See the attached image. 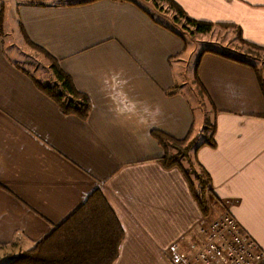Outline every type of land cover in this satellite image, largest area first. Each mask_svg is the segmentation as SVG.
<instances>
[{
    "label": "crops",
    "instance_id": "0c3cea01",
    "mask_svg": "<svg viewBox=\"0 0 264 264\" xmlns=\"http://www.w3.org/2000/svg\"><path fill=\"white\" fill-rule=\"evenodd\" d=\"M37 1L0 0V262L99 188L124 229L113 264H168L164 254L185 246L201 214L181 171L158 161L163 151L151 136L184 138L194 127L182 88L168 94L188 77L184 43L152 15L160 9L150 1L151 9L130 0ZM173 1L194 19L233 23L244 40L264 46V0ZM7 6L17 57L5 50ZM23 34L87 96L86 119L60 111L35 86L23 50L44 57ZM197 60L216 123L215 148L201 147L198 161L214 195L264 253V97L256 73L212 52Z\"/></svg>",
    "mask_w": 264,
    "mask_h": 264
},
{
    "label": "trees",
    "instance_id": "16d2710c",
    "mask_svg": "<svg viewBox=\"0 0 264 264\" xmlns=\"http://www.w3.org/2000/svg\"><path fill=\"white\" fill-rule=\"evenodd\" d=\"M20 1L30 4L38 2L37 0ZM130 1L138 3L137 0ZM144 1H151L160 10L163 8L160 3L166 4V9L173 13L174 22L184 21L183 28L191 29L194 33H210L215 26L232 27L236 31V39L241 45H246L251 50L264 53V46L244 40L240 28L233 23L194 19L188 16L173 0ZM3 13L4 6L2 2L0 26ZM164 26L181 38L185 48L186 38L184 35L170 26ZM24 37L32 48L42 54L49 65V81L45 82L42 78H33L35 86L52 99L60 111L74 114L82 120L86 119L91 108L87 96L76 89L70 76L62 70L57 60L31 44L25 35ZM203 52H212L226 59L252 67L264 97V81L261 78L259 69L255 64H251L245 56L213 49H204L201 53ZM198 61L194 66L193 80L198 90L208 96L197 74ZM178 89L179 86H173L168 94L176 93ZM209 102L213 107L210 98ZM215 129L216 123L215 118H213L210 123L206 122L204 127L195 129L192 126L188 135L184 138H175L160 130L151 131V136L163 151L158 161L165 169L176 167L181 171L190 193L203 215L208 213L210 207H219L223 208L224 211L226 210L223 202L214 195L212 179L197 158V152L201 147L215 148ZM123 237L124 229L115 211L106 200L101 189L96 188L76 210L59 225H56L52 231L34 241L28 249H23L17 253L12 251L4 253L0 264H113L118 257L119 246Z\"/></svg>",
    "mask_w": 264,
    "mask_h": 264
},
{
    "label": "rangeland",
    "instance_id": "374dc122",
    "mask_svg": "<svg viewBox=\"0 0 264 264\" xmlns=\"http://www.w3.org/2000/svg\"><path fill=\"white\" fill-rule=\"evenodd\" d=\"M7 3H15L16 0H4ZM139 3L148 5L151 9V5L147 4L144 0H137ZM151 2V1H150ZM152 4V3H151ZM153 5V4H152ZM163 7L161 10L154 11L152 10V15L162 23L169 25L174 30L180 32L186 38V51L184 53V65L183 70L188 77H186L184 82H181L182 85L179 87L182 88V93L187 97L192 111L195 116V124L194 127L197 129L200 127H204L207 123H210L211 118V107L209 102V97L204 95L200 90H198L196 84L193 80V69L198 59V54L204 49H213L219 51H225L233 55H242L245 56L251 64H255L259 67V73L264 75V53L260 51L251 50L246 45H241L236 39V31L232 27H224V26H215L210 33L201 34V33H194L190 30L183 28L184 21L180 20L178 22H174L173 20V13L168 11L167 5L164 3H160ZM153 9V8H152ZM16 18L14 13L11 11L10 7H6L5 12V35H4V43H5V50L8 55L12 57H17L16 53H12V48L9 46L10 41H13V37L11 35V27L16 26ZM186 30V31H184ZM16 39H18L16 37ZM17 47L14 46V51L16 52ZM27 54L31 56V62L34 65V68L31 67L30 70L36 77H41L43 81L48 82L50 79V74L45 69V64H47L46 60L40 57L39 55H35L33 53H28V50H23ZM39 61L34 62L33 58H36ZM222 57V56H221ZM18 61V60H16ZM262 80L264 78L261 76ZM229 212L227 206L226 210L224 211L223 208L219 207H210L208 213L206 215H210L212 217H216L220 213ZM201 213V212H200ZM230 213V212H229ZM205 215V214H204ZM202 213L200 214V218L204 216ZM199 218V220H200ZM197 226V224H196ZM195 226V227H196ZM195 227L192 229L194 230ZM121 244V243H120ZM180 247L179 244H172V246L168 249L167 253L164 254L165 258L168 261V264H172L171 260L173 255L175 254V247ZM17 253V252H13Z\"/></svg>",
    "mask_w": 264,
    "mask_h": 264
},
{
    "label": "built area",
    "instance_id": "2783aa9c",
    "mask_svg": "<svg viewBox=\"0 0 264 264\" xmlns=\"http://www.w3.org/2000/svg\"><path fill=\"white\" fill-rule=\"evenodd\" d=\"M185 246L175 247L172 264H260L264 253L229 212L204 215Z\"/></svg>",
    "mask_w": 264,
    "mask_h": 264
}]
</instances>
